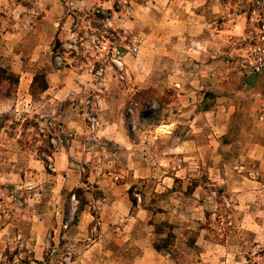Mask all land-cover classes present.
I'll list each match as a JSON object with an SVG mask.
<instances>
[{
	"label": "crops",
	"instance_id": "crops-1",
	"mask_svg": "<svg viewBox=\"0 0 264 264\" xmlns=\"http://www.w3.org/2000/svg\"><path fill=\"white\" fill-rule=\"evenodd\" d=\"M77 2L78 9H82L84 3H91L90 0ZM65 5L62 0H30L26 5L8 2L9 10L20 6L25 12H8L17 18L8 28L4 26L5 21L1 22L0 54L15 59V63L11 60L10 63L18 73L17 91L27 92L30 99L34 74L45 73L48 87L40 94V102L49 111L56 112L63 129L75 133L67 146L53 153L56 188L59 191L82 188L86 198L77 222L69 231L70 236L89 239L85 253L120 254L117 258L128 264H183L172 256L174 249L181 254L191 251L188 243L181 241L174 249L170 246L163 251L154 248L155 234L148 223L150 209L147 206L151 198L147 196V189L157 170L143 162V153L147 156L151 152L144 151L147 147L141 144V139H133L129 134L122 115L125 96L114 86V72L106 71L101 86L89 83L86 59L79 57L60 69L54 65L53 42L65 40L73 25V17L65 13ZM101 5L112 9L111 0ZM249 18L248 0L229 3L224 0H144L133 4L130 23L121 20V32L126 33L125 27L131 26L142 38L131 64L133 84L140 85V77H147L149 87L150 78L158 76L169 78V87L179 82L176 84L179 98L170 102L177 113L172 111L164 125L170 129L180 128L178 133L166 135L171 140L167 147L169 152L180 153L170 154L169 159H196L195 164L189 161L192 164H181L182 172L194 169L217 172L219 137L225 133L222 128L231 124L232 115L238 109L256 108L264 101V72L247 75L236 67L243 50L237 40L249 31ZM15 26L21 32L15 31ZM188 81L191 86L185 83ZM86 92L99 98V125L93 132L80 113L79 98ZM203 127H206L204 131ZM205 137H210V144L203 143ZM125 150L133 156L126 166L109 157ZM208 155L212 162L206 159ZM258 157L264 164V154ZM97 160L103 162L95 163ZM168 171L165 169L163 173ZM173 182L170 175L163 176L157 183L153 182L152 187L165 183L170 189ZM260 185L255 182V187H263ZM131 186L143 190V205L135 210L128 193ZM254 196H243L238 205L247 207L244 224L252 232L256 246L264 247V197ZM252 203L258 205L256 210ZM93 221L96 225L91 227ZM202 235L194 242L199 245L197 263L245 264L228 253L229 248L207 243ZM208 251L210 254L204 257ZM99 260L102 264L104 256H99Z\"/></svg>",
	"mask_w": 264,
	"mask_h": 264
},
{
	"label": "rangeland",
	"instance_id": "rangeland-1",
	"mask_svg": "<svg viewBox=\"0 0 264 264\" xmlns=\"http://www.w3.org/2000/svg\"><path fill=\"white\" fill-rule=\"evenodd\" d=\"M90 1L89 5L84 3L82 9H78L77 0H62L66 4L65 13H70L73 17L72 31L84 32L89 25L98 26L93 12L101 2ZM138 1L144 0H111L114 11L112 22L119 34V44L127 45L122 46L123 48L132 46L134 39L138 46L141 44V36L132 31L131 26L125 27L126 33L119 29L121 20L130 23L133 4ZM8 2L26 5L30 0H0V24L5 21L4 26L7 28L17 20L12 17L13 13L25 12L21 11L20 6H13L9 10L6 8ZM8 12L13 13L8 15ZM14 30L21 32L17 26ZM1 31L2 29L0 40ZM54 47L55 56L58 47L56 41L53 42ZM134 56L129 54L125 57L129 88L132 91H126L124 84L115 74L113 83L125 96L122 115L130 136L133 139L140 138L141 144L147 147L144 151L151 152L150 155L147 153L149 160L145 159L147 156L143 153V162L157 170L152 175L151 185L147 189V196L151 198L147 206L150 209L148 223L155 234L154 241L165 237L171 231L175 235L171 245L174 249L176 243L183 241L189 244L191 240L201 237L202 233L207 243L226 246L229 248L228 253L236 255L245 264H264V247L256 246L252 232L243 221L247 207L238 205L243 196L264 197V164L258 157L264 154V120L261 117L264 101L256 108L238 109L232 115L231 124L222 128L225 133L219 137L220 167L217 172L195 169L182 172L179 170L181 164H192L188 161L195 164L196 159H169L170 154L180 153L169 152L167 147L171 140L166 135L178 133L180 128L170 129L164 125L172 111L177 113L170 102L179 98V86H176L179 82H173L169 87V78L158 76L150 78L149 87L147 77H140V85L133 84L131 64ZM10 60L8 55L0 54V75L1 70L5 69L18 76ZM86 60L89 83H92L90 70L96 61L94 58ZM11 61L15 63V59ZM103 82L104 80L95 84L102 86ZM185 83L192 85L190 81ZM1 91L9 92V96H0V264H100L99 256L102 255L105 260L101 261L102 264H128L117 258L120 254L85 253L89 239H73L70 236L69 231L77 222L78 204L75 208L70 204L73 190L59 191L56 188L58 181L54 176L55 166L45 155L53 156V137L62 138V144L59 146L61 148L67 146L75 137V133L62 128L56 112L46 109V106L41 104L39 95L31 96L30 99L27 92L18 93L17 84H11L9 87L0 85ZM133 91H136V94ZM89 95L90 93L86 92L79 98L81 114L82 101ZM255 95L259 97L256 93ZM132 99L139 101L138 112L133 119L137 125L136 131L131 130L130 118L127 115V107ZM205 128L203 127L202 131ZM205 138L207 139H204L203 143L210 144V137ZM114 153L109 157L125 166L133 157L129 150ZM206 159L212 162L211 155ZM102 162L103 160L95 161ZM165 169L172 172L163 173ZM168 175L174 178L170 189L165 183L152 187L153 182L157 183L163 176ZM250 181L260 182L263 187L257 188L255 182ZM249 183L253 184L249 186ZM130 188L137 200L133 206L135 210L139 205H143V190L141 191V187L136 189L135 186ZM252 204V208L255 207L256 210L258 205ZM70 215L72 220L64 227ZM95 225L96 221H93L91 227ZM158 226L161 227L162 233L156 232ZM198 246L193 243L189 246L191 251L183 254L174 249L172 258L180 259L183 264H199ZM209 254L208 251L204 257Z\"/></svg>",
	"mask_w": 264,
	"mask_h": 264
},
{
	"label": "built area",
	"instance_id": "built-area-1",
	"mask_svg": "<svg viewBox=\"0 0 264 264\" xmlns=\"http://www.w3.org/2000/svg\"><path fill=\"white\" fill-rule=\"evenodd\" d=\"M100 2L105 0H99ZM232 2L233 0H224ZM249 8V31L238 38L237 43L242 44L243 50L239 56L237 65L242 74L257 75L264 72V0H248ZM113 9L105 8L102 5L97 6L93 15L98 22L97 27L89 25L84 32L70 31L68 37L60 42L54 56V65L64 67L70 65L79 57L88 60L94 58L95 64L91 65L90 78L93 84L100 83L108 69L112 70L117 79L124 84L126 91H132L129 87L128 72L125 57L138 52L136 39L132 46L123 48L119 44V34L115 30L112 15ZM136 94V91H133ZM138 93V91H137ZM83 117L90 131H94L99 125L97 109L99 107V98L95 94H90L82 101ZM139 101L132 99L127 107V115L130 118L129 125L131 130L136 131L137 125L134 118L137 115ZM264 118V105H263ZM62 138L57 136L51 139L53 153L59 149L62 144ZM49 162L53 163L52 155H45ZM50 167H52L50 165ZM72 208L78 204V199L73 193L70 196ZM72 220L69 216L64 227H67Z\"/></svg>",
	"mask_w": 264,
	"mask_h": 264
},
{
	"label": "trees",
	"instance_id": "trees-1",
	"mask_svg": "<svg viewBox=\"0 0 264 264\" xmlns=\"http://www.w3.org/2000/svg\"><path fill=\"white\" fill-rule=\"evenodd\" d=\"M59 42H56V45H59ZM18 76H15L13 74H11L10 72L6 71L5 69L1 70V75H0V85H4L7 87H9L11 84L12 85H16L18 83ZM48 87V82L46 80V76L44 72H37L34 74L30 88H29V93L32 97H34L35 95H39ZM0 96H9V92L7 91H1L0 92ZM129 192V197L130 200L132 202V205L135 206L136 205V198L132 195V188H130L128 190ZM73 193L76 194V197L78 199V205H77V209H76V215H78L80 213V211L83 210L85 203H86V198L84 196V190L82 188H75L73 189ZM93 215H95L93 213ZM76 222V221H75ZM156 232L158 233H162L161 231V227L158 226L156 228ZM175 238V235L173 232H168L167 235L165 237H160L158 240H155L153 245L154 248L157 251H163V250H168L170 248V246L173 243V240ZM195 239L190 241V245H192L195 241Z\"/></svg>",
	"mask_w": 264,
	"mask_h": 264
}]
</instances>
